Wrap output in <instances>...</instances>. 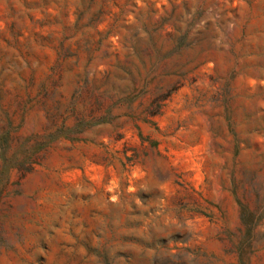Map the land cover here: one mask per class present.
I'll return each mask as SVG.
<instances>
[{
    "label": "rangeland",
    "instance_id": "1",
    "mask_svg": "<svg viewBox=\"0 0 264 264\" xmlns=\"http://www.w3.org/2000/svg\"><path fill=\"white\" fill-rule=\"evenodd\" d=\"M0 264H264V0H0Z\"/></svg>",
    "mask_w": 264,
    "mask_h": 264
}]
</instances>
